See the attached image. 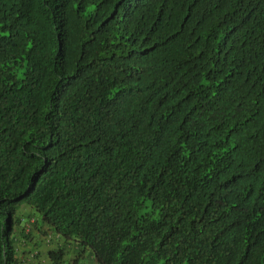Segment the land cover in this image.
Here are the masks:
<instances>
[{
	"label": "trees",
	"instance_id": "obj_1",
	"mask_svg": "<svg viewBox=\"0 0 264 264\" xmlns=\"http://www.w3.org/2000/svg\"><path fill=\"white\" fill-rule=\"evenodd\" d=\"M252 1L0 0V264H264Z\"/></svg>",
	"mask_w": 264,
	"mask_h": 264
},
{
	"label": "clouds",
	"instance_id": "obj_2",
	"mask_svg": "<svg viewBox=\"0 0 264 264\" xmlns=\"http://www.w3.org/2000/svg\"><path fill=\"white\" fill-rule=\"evenodd\" d=\"M250 4V12L252 18L253 27L259 28L264 26V3L259 2L258 0L252 1ZM224 31L217 29L218 32H222L238 40L241 36L238 35L236 30L233 27H230L227 24L221 26ZM216 31V32H217ZM24 207L19 211L17 219L21 221L20 225L16 228V233L20 234L21 232H29L30 229L37 222V218L33 215L34 212L31 209V212L23 211ZM43 231L47 234H40L41 245L37 246L32 242V245H28L26 239H20L17 243L21 244V249L19 250V257L21 264H53V254L58 253L61 249L68 250L67 256L65 258L64 264H82V259H78L77 255L72 252V244L65 245L64 241L61 238V235L57 232L51 231L48 227H43ZM29 242V244H31ZM26 248V251L23 249ZM71 253V254H70ZM87 264H96L94 258L91 256V262Z\"/></svg>",
	"mask_w": 264,
	"mask_h": 264
},
{
	"label": "rangeland",
	"instance_id": "obj_3",
	"mask_svg": "<svg viewBox=\"0 0 264 264\" xmlns=\"http://www.w3.org/2000/svg\"><path fill=\"white\" fill-rule=\"evenodd\" d=\"M23 211L31 212V209L28 207H24ZM89 262H91V254H90V252H87L85 254L84 258L82 259V264H87ZM66 264H67V262H66Z\"/></svg>",
	"mask_w": 264,
	"mask_h": 264
}]
</instances>
